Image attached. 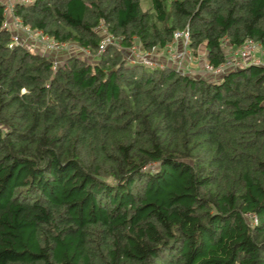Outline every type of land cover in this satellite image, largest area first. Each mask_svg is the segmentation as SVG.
Returning a JSON list of instances; mask_svg holds the SVG:
<instances>
[{"label": "trees", "instance_id": "1", "mask_svg": "<svg viewBox=\"0 0 264 264\" xmlns=\"http://www.w3.org/2000/svg\"><path fill=\"white\" fill-rule=\"evenodd\" d=\"M10 3L0 2V264H264V68L213 77L128 52H159L183 28L211 65L225 40L264 48V0ZM6 15L68 52L10 44ZM100 26L118 45L93 56Z\"/></svg>", "mask_w": 264, "mask_h": 264}, {"label": "built area", "instance_id": "2", "mask_svg": "<svg viewBox=\"0 0 264 264\" xmlns=\"http://www.w3.org/2000/svg\"><path fill=\"white\" fill-rule=\"evenodd\" d=\"M11 3L7 0L5 10L10 11ZM11 22L14 27L19 28L24 36V40L32 41L36 45H39L43 51H55V52H68L69 46L63 42H58L47 35L43 34L40 30H32L27 26H22L18 18L11 16ZM3 26L9 28L10 22L4 20ZM101 32V38L99 40L97 49L93 56L100 54L104 48L108 45H118V41L112 35L107 33L104 28L99 27ZM11 43L16 44L21 43L20 38L13 34L10 36ZM188 31L186 28L180 30H174L172 33L171 41L166 43L162 49L164 52L165 60L170 62L175 68H178L181 72L191 73L187 68L186 62L195 57V54L188 47ZM224 58L221 62L216 65H211L206 61H203L201 64V74H208L213 77L221 75L223 72L229 69H234L238 67H243L246 65H259L264 68V48L260 46L259 43L254 42L250 39H246L238 47L231 49L227 44L226 40L223 43ZM85 54L90 55L89 52L85 49L82 50ZM128 52L130 58L138 60L147 66L162 64L158 61V57L155 55L158 53V50L153 49L149 52H140L137 44H133ZM92 56V55H91ZM56 66V62H53L52 68ZM252 223L255 222V219L252 218Z\"/></svg>", "mask_w": 264, "mask_h": 264}, {"label": "crops", "instance_id": "3", "mask_svg": "<svg viewBox=\"0 0 264 264\" xmlns=\"http://www.w3.org/2000/svg\"><path fill=\"white\" fill-rule=\"evenodd\" d=\"M6 16H7V20L10 22L9 29L11 30V32L13 34H16L19 38L21 36L23 37V34L19 30V28H16L13 26V24L11 22V16L10 15H6ZM224 51H226V50H224ZM155 57H158L157 58L158 60L161 59L162 62L166 61L165 56H164V52L162 50L159 51L155 55ZM203 61H205V49H204L203 45H199L197 50H196L195 57H193L192 59L188 60V62H186V64H187L186 68L193 74H196V75L200 74L201 73V64L203 63Z\"/></svg>", "mask_w": 264, "mask_h": 264}, {"label": "rangeland", "instance_id": "4", "mask_svg": "<svg viewBox=\"0 0 264 264\" xmlns=\"http://www.w3.org/2000/svg\"><path fill=\"white\" fill-rule=\"evenodd\" d=\"M13 1H15V0H10V2H13ZM170 1L171 0H163L166 8L169 7ZM0 2H1V0H0ZM139 7L143 11L150 9L151 8V0H139ZM50 52H51L50 54H48L47 52H43V53L51 56L55 51H50Z\"/></svg>", "mask_w": 264, "mask_h": 264}]
</instances>
